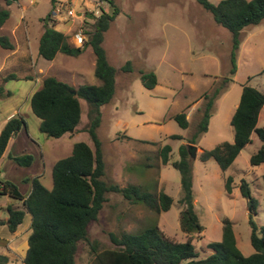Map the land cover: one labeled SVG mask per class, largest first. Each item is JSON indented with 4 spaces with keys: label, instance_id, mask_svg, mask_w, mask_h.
<instances>
[{
    "label": "rangeland",
    "instance_id": "1",
    "mask_svg": "<svg viewBox=\"0 0 264 264\" xmlns=\"http://www.w3.org/2000/svg\"><path fill=\"white\" fill-rule=\"evenodd\" d=\"M210 1L218 3L220 0ZM115 2L121 11L106 32L103 45L110 63L117 70L116 90L112 100L101 106L98 128L106 160L105 179L121 186L139 185L153 193L164 191L173 196L174 202L169 210L157 214L141 203L126 199L121 193H109L99 218L89 226V240L78 245L76 264L92 263L93 245L99 250L115 248L111 233H136L156 219L166 236L178 242L187 241L188 236L182 232L179 221L182 171L172 165L173 161L181 159L182 145L195 146L188 158L192 168L194 203L205 227L200 235H194L193 240L200 257L209 255L207 245L210 242L221 240L226 217L233 222L239 248L245 255L253 253L251 211L239 185L243 179L249 183L258 205L253 220L261 226L264 223V163L260 166L250 164L251 156L261 146L260 139L254 132L251 142L225 173L213 158L203 161L200 154L223 141H234L235 132L230 121L245 84L264 92V20L241 32L237 68L232 74V33L216 23L212 14L197 0ZM56 6L59 11L55 7V28L68 32L69 40L75 46H83L89 38L94 17L101 14V8L112 11L106 0H59ZM0 8L10 11L9 19L0 28V35H9L15 44L13 50L0 46V85L12 93L1 97L0 106L7 104L10 108H0V120L7 111L26 108L22 112L28 128L20 129L17 146H12L10 151L15 154V148L24 147V154L33 156L29 166L16 164L22 172L13 174L19 190L28 194L31 183L26 179L33 177L32 174L42 169V182L52 188L53 164L70 155L78 141L93 145L86 130L90 123V104L85 99L79 98L82 116L77 132L49 138L41 132L40 119L31 109V94L50 75L74 87L99 85L101 81L95 75L96 58L90 46L79 56L59 53L54 60H47L39 55L43 19L52 11L51 0H10V4L0 0ZM70 8L75 10L74 16L68 15ZM78 33L85 36L84 40L77 37ZM127 61L133 67L130 72L122 69ZM142 71L156 73V87L148 89L144 86L140 78ZM10 74L16 78L7 79ZM213 95L216 97L208 130L197 137L195 144L190 143ZM182 111L191 112L187 128H182L174 118ZM263 125L264 109L258 122V126ZM173 134L182 138H173ZM167 144L172 152L171 161L165 164L161 151ZM42 153L46 156L45 164ZM228 177L233 178L232 193L225 190ZM0 178H4L3 173ZM15 201L0 196V217L7 216L9 205L21 207ZM30 230L31 215L26 213L19 227L23 237L12 243L15 250H11L8 245L15 234L7 225L0 226V254L10 257L6 264H25L21 259L26 254L24 234Z\"/></svg>",
    "mask_w": 264,
    "mask_h": 264
},
{
    "label": "trees",
    "instance_id": "2",
    "mask_svg": "<svg viewBox=\"0 0 264 264\" xmlns=\"http://www.w3.org/2000/svg\"><path fill=\"white\" fill-rule=\"evenodd\" d=\"M112 11L101 8V14L94 17L89 38L83 46H75L69 36L55 28L53 12L59 0H51L53 8L43 19L44 31L40 36L39 55L47 60H54L59 53L70 56L81 55L89 46L92 48L96 63L95 75L101 81L98 84H81L74 87L56 76H46L41 86L31 97V109L40 119V130L49 138H60L65 134L77 131L80 124L82 109L79 98L90 104V123L87 132L93 145L86 141L74 144L70 155L59 159L53 166V186L47 187L41 176L27 178L31 183V192L25 196L18 186L11 181H3L5 188L1 195H9L22 202L21 207L9 205L8 217L0 218V226L7 225L15 232L24 222L26 213L31 215V230L28 237V248L24 257L25 264H76V254L81 241L89 240V226L99 218V215L109 200L108 194L121 193L126 199L141 203L145 207L160 214L171 208L174 198L161 191L149 192L139 185L106 181V160L102 143L98 136L101 124V106L109 103L116 90V67L108 59L103 45L105 34L112 22L120 14V8L115 0H106ZM210 12L216 23L227 28L232 33L233 50L231 53V73L236 72L238 49L241 44V32L264 20V0H220L213 3L210 0H197ZM10 4V0H7ZM10 17L8 8H0V28ZM0 46L15 49L9 35H0ZM123 71H132L130 61L123 66ZM264 73V70H263ZM16 78L10 74L7 79ZM140 78L144 86L153 89L158 84L154 71H142ZM76 91V92H74ZM12 93L0 85V97L11 96ZM216 95L208 100L198 129L190 140L195 144L197 137L206 132L213 114ZM264 109V92L245 84L242 89L238 106L236 107L231 125L234 128V141H223L214 148L202 150L200 159L213 158L221 167L223 173L234 163L242 149L252 139L255 132L261 141V146L250 158L252 166L264 163V125L258 126L260 113ZM182 128L189 126L187 112L182 111L174 116ZM23 126L28 128L23 115H14L8 119L0 130V158L4 154L10 138ZM173 138H182L179 134ZM195 146L182 145L181 159L173 161L172 165L182 171L183 195L179 199L182 204L180 211V226L188 238L178 242L166 236L159 227L158 219L136 233L124 232L120 235L111 233L110 238L115 248L99 250L93 245V260L91 264H264V223L259 226L253 220L257 214V199L253 196L249 183L243 179L239 185L240 192L247 199L250 213L251 244L254 252L245 255L237 244L233 222L223 219L222 238L207 245L209 255L200 257L195 244L194 235H200L205 227L200 221L194 203L192 168L189 156ZM172 148L165 145L161 151L162 161H171ZM19 165L29 166L33 162L31 154L12 157ZM264 183V173L262 175ZM233 178L225 181V190L233 191ZM10 257L0 254V264H6Z\"/></svg>",
    "mask_w": 264,
    "mask_h": 264
},
{
    "label": "crops",
    "instance_id": "3",
    "mask_svg": "<svg viewBox=\"0 0 264 264\" xmlns=\"http://www.w3.org/2000/svg\"><path fill=\"white\" fill-rule=\"evenodd\" d=\"M57 29H59L58 27H56ZM60 30V29H59ZM63 31V30H62ZM65 34H67L68 35V32H64ZM71 41V40H70ZM89 48V47H88ZM35 92V91H34ZM33 92V93H34ZM32 93V94H33ZM32 94H31V96H30V98H29V101H31V97H32ZM1 100H2V98L0 97V104H2L1 103ZM9 104V103H8ZM27 106H28V104H27ZM26 106V107H27ZM238 106V105H237ZM2 107H4V108H10V107H8V105L6 104L5 106L4 105H2V106H0V108H2ZM6 109V110H7ZM24 109H26V108H24L23 106L22 107H17V108H15V110H12V111H7L6 113V116L4 117V118H2L3 120H0V130H1V128H2V126H3V124L8 120V119H10L12 116H14V115H23L24 114V112H25V110ZM22 111H24V112H22ZM17 113V114H16ZM187 114H188V118H189V116L191 115V112L190 111H187ZM24 116V115H23ZM232 118V117H231ZM22 129V128H21ZM20 131V130H19ZM18 131V132H19ZM18 132L15 134V135H13L12 136V138H10V140H9V143H8V146H7V148H6V150H5V152H4V154L2 155V157L0 158V167H2V169H0V177H1V175H2V173H3V179H1L0 178V181L1 182H3V181H11V182H13V183H16V180H14V176H13V174H16V173H20V172H22V170L16 165V164H18L12 157L13 156H20V155H23L25 152H26V148H21V147H17V148H15L16 149V153L15 154H12V152L10 151V149H11V147L13 146V147H16L17 145H16V143L19 141V139H18ZM77 132V131H76ZM74 133V132H73ZM17 138V139H16ZM61 138V137H60ZM42 161H44V164H45V162H46V160H45V158H46V156L42 153ZM58 161V160H57ZM56 163V162H55ZM55 163L53 164V166L55 165ZM52 172H53V169H52ZM41 176V179L43 178V176H44V172H42V169H40L38 172H36V173H34V174H32V176ZM52 176H53V173H52ZM226 180V179H225ZM19 188V187H18ZM30 192H31V190H30ZM29 192V193H30ZM22 193V192H21ZM28 193V194H29ZM23 195H25V196H27L28 194H26V193H22ZM0 196H4V197H9L10 199H13V198H11V196H9V195H0ZM15 202H18L20 205H22V202L20 201V200H16ZM14 206H16V204H13ZM196 205V204H195ZM8 217V211H7V216H5V217H0V218H3V219H6ZM14 234H15V237L14 238H11V244L10 245H8V247H9V249H11V250H15V246H13L12 245V243H16V241H17V239H19L20 237H23V235H22V233L23 232H20L19 231V228H18V230L17 231H15V232H13ZM30 233L31 232H29V233H26V234H24L25 235V239L26 240H28V237H29V235H30ZM22 235V236H21ZM26 240L24 241V246H25V251H27L26 249L28 248V245H26ZM24 257H25V255H23L22 257H21V259L22 260H24Z\"/></svg>",
    "mask_w": 264,
    "mask_h": 264
},
{
    "label": "built area",
    "instance_id": "4",
    "mask_svg": "<svg viewBox=\"0 0 264 264\" xmlns=\"http://www.w3.org/2000/svg\"><path fill=\"white\" fill-rule=\"evenodd\" d=\"M56 8H58L57 11H59V7L56 6ZM67 13L69 16H74L76 14L75 10L72 8H70ZM83 36L84 35H82L81 33L77 34V37H79L81 41L84 40L85 36L84 37ZM4 188H5L4 183L0 181V194H1V192L4 191Z\"/></svg>",
    "mask_w": 264,
    "mask_h": 264
},
{
    "label": "water",
    "instance_id": "5",
    "mask_svg": "<svg viewBox=\"0 0 264 264\" xmlns=\"http://www.w3.org/2000/svg\"><path fill=\"white\" fill-rule=\"evenodd\" d=\"M74 92H76V91H74ZM191 146H194V145H191Z\"/></svg>",
    "mask_w": 264,
    "mask_h": 264
}]
</instances>
